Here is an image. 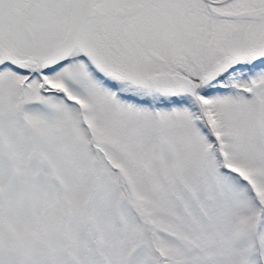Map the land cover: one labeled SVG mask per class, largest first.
<instances>
[{"label": "snow or ice", "instance_id": "snow-or-ice-1", "mask_svg": "<svg viewBox=\"0 0 264 264\" xmlns=\"http://www.w3.org/2000/svg\"><path fill=\"white\" fill-rule=\"evenodd\" d=\"M0 264H264V0H0Z\"/></svg>", "mask_w": 264, "mask_h": 264}]
</instances>
